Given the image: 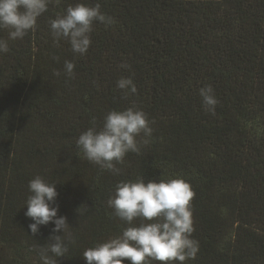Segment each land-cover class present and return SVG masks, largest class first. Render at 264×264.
I'll use <instances>...</instances> for the list:
<instances>
[{
  "label": "trees",
  "instance_id": "16d2710c",
  "mask_svg": "<svg viewBox=\"0 0 264 264\" xmlns=\"http://www.w3.org/2000/svg\"><path fill=\"white\" fill-rule=\"evenodd\" d=\"M76 3H99L112 19L94 23L84 55L50 28ZM0 39L9 48L0 53V264H41L53 225L33 235L24 215L36 175L57 183L70 225L58 264H86V248L129 227L107 201L118 182L141 176H181L194 190L199 247L183 264H264V0H52L34 31L9 40L0 29ZM123 77L134 94L116 86ZM206 85L214 114L202 106ZM133 105L149 120L148 143L118 173L85 159L78 136Z\"/></svg>",
  "mask_w": 264,
  "mask_h": 264
},
{
  "label": "clouds",
  "instance_id": "9594fccd",
  "mask_svg": "<svg viewBox=\"0 0 264 264\" xmlns=\"http://www.w3.org/2000/svg\"><path fill=\"white\" fill-rule=\"evenodd\" d=\"M52 0H0V29L8 30V39H22L36 28L37 18L47 11ZM59 3V0H56ZM111 24L112 19L101 11L100 4L76 3L66 8L63 15L50 21L55 40L65 39L74 53L84 55L92 41L94 23ZM7 40L0 39V53L7 52ZM74 63L65 61L64 71L68 76L74 72ZM59 75V72L55 73ZM116 86L135 93L131 77H123ZM202 106L209 113L215 112L218 103L214 90L206 85L199 90ZM152 129L146 113L136 106L124 110H111L104 117L99 129L95 126L83 131L76 140L85 159L101 169L118 173L116 164L122 163L127 153H139L141 143H148ZM143 138L138 140V137ZM57 183H49L36 175L29 181L30 195L25 203L24 215L30 218L28 228L35 235L40 226L53 225L49 243L40 249L41 264H58L57 258L68 252L69 224L64 215H58L56 203ZM194 190L183 177L148 180L141 176L134 181L118 182L107 204L114 215L129 225L119 236L86 248L82 256L86 264H183L195 259L198 242L191 238L194 232L191 200ZM142 218L143 223L133 225ZM60 233V234H57ZM51 254V255H49Z\"/></svg>",
  "mask_w": 264,
  "mask_h": 264
}]
</instances>
